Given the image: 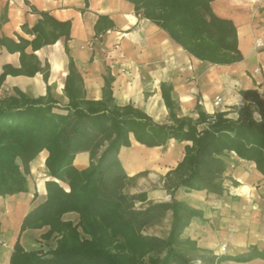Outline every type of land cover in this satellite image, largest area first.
<instances>
[{
  "label": "trees",
  "instance_id": "1",
  "mask_svg": "<svg viewBox=\"0 0 264 264\" xmlns=\"http://www.w3.org/2000/svg\"><path fill=\"white\" fill-rule=\"evenodd\" d=\"M136 13L154 21L186 51L212 63L240 60L236 29L228 19L211 10L212 0H128ZM67 33V31H66ZM67 36V34H66ZM3 74L0 76L2 81ZM47 78V73L44 75ZM168 110V122L156 123L131 105L118 106L106 79L104 98H84L82 78L72 60L65 79L66 112H56L49 97L30 98L21 91L0 96V196L28 191L30 162L47 151L45 165L53 178L45 182V200L29 210L20 225L26 229H48L40 235L55 245L47 250H26L19 237L13 245L9 264H221L226 260L247 262L264 260V249L252 245L247 250L228 254L209 249H178L175 244L189 219L199 212L184 203H148L143 193L125 192L127 173L118 157L122 146H129V134L147 147L164 145L170 139L184 145L177 165L166 173L188 191L222 194L232 152L255 163L264 175V103L255 90L240 93L247 103L239 108L236 120L224 112L206 113L200 105L197 117L179 116V105L170 83L160 84ZM257 111L260 120H255ZM89 153V165L78 169L73 160L78 152ZM58 181L67 182L65 190ZM36 195H34L35 198ZM173 216L167 238L143 235L147 226ZM76 213L77 221L66 220ZM165 251L162 257L153 254Z\"/></svg>",
  "mask_w": 264,
  "mask_h": 264
},
{
  "label": "crops",
  "instance_id": "2",
  "mask_svg": "<svg viewBox=\"0 0 264 264\" xmlns=\"http://www.w3.org/2000/svg\"><path fill=\"white\" fill-rule=\"evenodd\" d=\"M210 7L217 17L233 23L240 60L212 63L196 58L154 21L136 13L128 0H0V96L21 91L30 98L49 97L56 102L54 111L64 113L68 103L64 84L72 60L87 100L104 98L107 79L118 106L131 105L154 122L165 123L168 110L160 90L165 82L173 87L179 116L196 118L195 107L200 105L208 114L220 111L236 120L239 108L247 103L242 90H255L264 103V0H212ZM256 39L262 40V47H256ZM215 96L222 98L217 107L213 105ZM253 117L260 120L257 111ZM129 139L130 145L122 146L118 153L128 180L150 167L162 166V174H166L190 143L170 139L164 145L147 147L132 133ZM46 156L47 151L42 150L30 162L28 191L0 196V264H9L18 237L30 250L33 241L42 239L40 235L48 229H26L20 234L23 217L45 200V182L53 179L45 165ZM226 161L223 193L191 190L189 198L200 200L195 198L199 192L211 196L215 204L220 201L215 213L218 234L210 243L211 250L219 251L222 244L233 251L228 254L252 245L262 250L264 175L253 161L234 152ZM73 164L78 169L88 166L89 153L78 152ZM209 208L203 218H211ZM197 237L190 236L198 241ZM263 263L260 258L222 262Z\"/></svg>",
  "mask_w": 264,
  "mask_h": 264
},
{
  "label": "rangeland",
  "instance_id": "3",
  "mask_svg": "<svg viewBox=\"0 0 264 264\" xmlns=\"http://www.w3.org/2000/svg\"><path fill=\"white\" fill-rule=\"evenodd\" d=\"M162 170V166H159V168H146L127 181L125 192L135 196L143 193L144 201L141 202L137 199V207L145 206L148 203L171 201L172 199H175L184 203L186 206L197 210L199 214L189 219L187 226H185L179 234V241L175 244V246L181 250H192L196 248L211 250V248L214 246H212L210 243L211 241L215 242V237L218 234V224L215 213L216 210L219 209L218 206L220 205V201H217V204H215L216 201H214L211 196L204 197V194L199 192L197 194L198 196L196 195L195 198H199L200 200H191L189 198V193L192 191H188L184 186H178L171 194V191L168 190V187L175 185L178 181V178L175 175H171V180H169L166 178V174H162ZM60 185L68 188L67 182H62ZM222 198L225 199V195H222ZM217 200H219V198H217ZM208 208L210 209L211 218H203L204 210H208ZM63 218L76 222L77 214L66 213ZM192 220L193 222L196 221V224L191 226L190 223ZM172 222V213L167 212L163 218L151 224L150 226H147L142 233L143 235H153L167 238L172 228ZM198 226H202V229H200ZM190 236H198V241L191 239ZM54 245V240L47 241L45 239H35L29 247L32 249L41 248L45 251L52 248ZM219 246L221 247V245ZM164 252L165 251H161L154 253L153 255L155 257H162ZM217 252H220V250H217ZM222 252L233 253V251L228 246H226L225 251Z\"/></svg>",
  "mask_w": 264,
  "mask_h": 264
},
{
  "label": "built area",
  "instance_id": "4",
  "mask_svg": "<svg viewBox=\"0 0 264 264\" xmlns=\"http://www.w3.org/2000/svg\"><path fill=\"white\" fill-rule=\"evenodd\" d=\"M255 45L256 47H262L263 46V42L261 39H256L255 41ZM259 69H255V72H258ZM222 102V98L220 96H215L214 99H213V105L215 107L219 106ZM225 248H226V244H222L221 247H220V251H225Z\"/></svg>",
  "mask_w": 264,
  "mask_h": 264
}]
</instances>
